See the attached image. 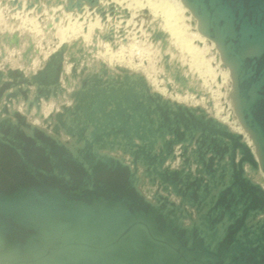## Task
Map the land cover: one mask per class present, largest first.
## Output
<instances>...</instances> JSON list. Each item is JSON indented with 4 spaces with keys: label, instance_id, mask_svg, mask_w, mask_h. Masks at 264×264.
<instances>
[{
    "label": "water",
    "instance_id": "95a60500",
    "mask_svg": "<svg viewBox=\"0 0 264 264\" xmlns=\"http://www.w3.org/2000/svg\"><path fill=\"white\" fill-rule=\"evenodd\" d=\"M57 2L78 12L88 4L103 21L128 17L99 0ZM187 2L235 66L234 101L258 153L203 106L154 90L143 73L88 65L92 53L79 40L35 71L7 64L0 264H264V186L256 178L264 173V0ZM114 30L100 37L112 41ZM150 31L165 48L167 34ZM9 42L19 44L18 35ZM32 50L31 42L26 59ZM64 96L70 102L44 116L43 102Z\"/></svg>",
    "mask_w": 264,
    "mask_h": 264
},
{
    "label": "rangeland",
    "instance_id": "374dc122",
    "mask_svg": "<svg viewBox=\"0 0 264 264\" xmlns=\"http://www.w3.org/2000/svg\"><path fill=\"white\" fill-rule=\"evenodd\" d=\"M10 1L13 2L14 0ZM47 1L48 0H40L39 5L36 4L32 8H28V0H18V5H20L18 10L29 13V11H37V8L41 6L42 11L41 14H38L36 19L33 18V14H28V16L27 13H22L19 15L20 12H18L19 21H17V24H12L13 27L18 26L20 28L22 41L25 45L29 39H33L34 50L32 51H36L35 59L40 61L43 56L55 49L56 46L58 48L61 41V31L65 30L67 25L70 26V24H74L76 29L78 26L79 28L77 29V32L73 33L69 29L66 31V34L68 35L66 36L65 34V43L70 44L75 40H79V42L85 46L86 50L92 53V57L88 60V65L91 66L92 64L104 61L111 68L115 65H120L127 67L130 70L141 72L146 76L153 89L159 91L165 97L190 105H201L211 115L219 118L221 121L225 120V117H227L228 121L226 120L223 122L227 123L231 129L242 133L246 141L251 143L250 136L243 132L239 116L236 113L235 101L233 97L234 81L232 72L229 67L225 65L219 49L215 46L212 40L205 37L203 42H201L202 40H197V38H194L193 41L194 45L197 44L196 46L198 49L202 48L200 53L205 56L203 59L209 62L211 70L213 71L210 75H204L195 68L190 67V61L193 58L191 52L189 53L186 49L179 48V46L174 43V39L172 37L169 35L166 36L167 44L165 48L162 46V41L153 39L150 28L151 30L159 29L165 32V30L162 29L164 26V19L160 14L153 15L147 8L139 9V7H134V5L128 8V6H126L127 4H125L126 2H120L118 4L117 2L113 3L112 1H107L103 4V6L113 3L115 4L117 12L122 14V12L127 11L128 17L124 19L122 15H117V13L113 18L111 15L107 14L106 20L103 21L99 14L94 11L91 12L87 6L84 7L83 12H78L76 10L66 11L64 3L51 0L49 2L50 4H48ZM171 1L176 3L178 10L180 8V16H183V21L185 20V24L188 25L185 34L189 37L194 36L199 32L197 19L192 15L189 9L183 7L179 0ZM44 4H47L48 8H44ZM0 12L2 14L1 9ZM24 20L25 23L23 22ZM49 20H53L52 22L54 23V27L51 30L52 33L50 34V37H46L44 29L47 28L46 25ZM90 20L91 22L94 20L95 22L97 21L98 25L91 30L90 37L86 41L83 39V35L85 33L83 32V29H85ZM32 24L35 25L34 28ZM101 27H108V29L110 27L114 28V40H103L100 37ZM93 30H95V33H93ZM120 30H123V35L120 34ZM46 33L48 34V32ZM199 34L203 36L201 33ZM94 45L97 47L96 52H94L91 48ZM165 54L169 56L168 65L165 63ZM9 56L10 57L5 61L2 59L4 67L7 63H9V61L15 59V57L11 58V55ZM30 65H32V63ZM33 67L31 68L34 69ZM65 67L68 72L70 65H66ZM203 69H206V67ZM225 72H228V76L226 77L224 83L220 84L221 75H224L223 73ZM178 73L187 78L186 87H183L181 82L177 80L176 76ZM73 85L74 84H72V86L68 89L71 90ZM189 87L193 88L196 92L189 91ZM162 88L166 89H164L165 92ZM177 90L179 92H184L179 93ZM218 92L221 94L219 95ZM64 97L65 98L60 100L53 99L43 102L41 112L44 116H47L55 108L58 109L62 103L70 102V99L67 96ZM31 119L36 124H42V120L35 115V111L31 113ZM178 163L179 161H175L173 165L176 166ZM256 178L262 179L264 185L263 173H259ZM144 189L148 194L150 193L148 188Z\"/></svg>",
    "mask_w": 264,
    "mask_h": 264
},
{
    "label": "bare ground",
    "instance_id": "6f19581e",
    "mask_svg": "<svg viewBox=\"0 0 264 264\" xmlns=\"http://www.w3.org/2000/svg\"><path fill=\"white\" fill-rule=\"evenodd\" d=\"M51 0H48V3L50 2ZM57 1V0H56ZM107 1H112L113 3H123V2H126L125 4H127L126 6H128V8L130 6H133L134 7H139L140 8H147L148 11H150L153 15H157V14H160L163 19H164V26L162 27V29L165 30V33L167 35H169L170 37H172L174 39V43L176 45L179 46V48H182V49H186L187 51H189V53L191 52L193 58L191 59V63H190V67L192 68H195L197 71H199L201 74H204V75H210L212 74V70H211V67H210V64L208 61H205L203 58H205V56H203L200 52H201V49H198V47L196 45H194L193 41H194V38H197V40L203 42V40L205 39V37L209 38L205 33H204V30H205V23L202 19H200L199 17H197L194 13V11L192 10V8L190 7V5L188 4L187 0H179V2L183 5V7H185L186 9H189L190 12L192 13V15L197 19V27H198V30L199 32L198 33H194L195 35L192 36V37H189L187 36L185 33H186V30H187V26L185 24V20L183 21V16H180V13H179V10H178V7L176 5L175 2L171 1V0H99V3L101 5H103L105 2ZM111 3V4H113ZM40 4V0L38 2V5ZM108 4V3H107ZM115 6V4H113ZM121 5V4H120ZM85 6H88V4H85ZM84 6V7H85ZM106 6V5H105ZM127 8V7H126ZM76 9H74L73 11H75ZM84 10V8H83ZM82 10V12H83ZM90 10V9H89ZM116 10V9H115ZM77 11V10H76ZM92 12V10H90ZM117 12V11H116ZM88 13V12H87ZM86 14V13H85ZM89 16V15H88ZM21 17V16H20ZM43 17V16H42ZM2 18V14L0 12V19ZM85 18V17H84ZM96 18V17H95ZM120 19V18H119ZM118 19V20H119ZM75 20V19H74ZM96 20V19H95ZM90 20V22L88 23V25L85 27V29H83L85 32L84 35H83V39L84 40H88V38L90 37V34H91V30L95 27H97L98 25V22L96 21L95 22ZM110 20V19H109ZM128 20V19H127ZM25 23V20L23 21ZM76 22V21H75ZM126 22V21H124ZM127 23V22H126ZM69 24V23H68ZM73 24V23H72ZM120 25V24H119ZM33 28L35 27V25H33ZM78 26V25H77ZM133 27V26H132ZM79 28V26H78ZM77 28V29H78ZM141 28V27H140ZM70 30L72 33L73 32H77V29L75 28V25H71L68 26L67 25V28L63 31H61L60 33V36H61V41L59 43V45L61 46L62 44H64L66 41V37H65V34H66V31L67 30ZM125 32V31H124ZM137 32V31H136ZM199 33H201L203 36H201ZM70 34V33H69ZM68 34H66L67 36ZM166 35V36H167ZM122 36V35H121ZM76 38V37H75ZM118 39V38H117ZM210 39V38H209ZM212 40V39H210ZM215 44V46L219 49L220 53H221V56H222V59L225 63L226 66L229 67L230 71L233 73V76L235 77V66L229 62L225 56H224V52H223V48L222 46L220 45V43L216 40H212ZM68 44V43H66ZM58 45V46H59ZM59 46V47H60ZM203 47V46H202ZM57 49V46L55 47L54 51ZM120 52V51H119ZM118 54V53H117ZM120 55V54H119ZM47 56V55H46ZM45 56V57H46ZM118 56V55H117ZM122 56V55H121ZM111 57V56H110ZM113 57V56H112ZM117 58V57H116ZM120 58V57H119ZM123 58V57H122ZM114 59V58H113ZM121 59V58H120ZM117 60V59H116ZM206 69H203L205 68ZM70 70V68H69ZM133 71V70H132ZM222 73V72H221ZM216 74V73H215ZM224 75H221V83H224L226 77L228 76V72H225L223 73ZM216 76V75H215ZM219 76V75H218ZM205 80V79H204ZM216 80V79H215ZM217 81V80H216ZM75 81L73 80L72 81V84H74ZM212 84V83H211ZM216 84V83H215ZM151 85V84H150ZM163 90L165 88H162ZM166 90V89H165ZM164 90V92H165ZM178 91V90H177ZM179 92V91H178ZM184 91L182 92H179V93H183ZM212 93V92H211ZM218 94L220 95L221 93L218 92ZM236 97V96H235ZM233 103V102H232ZM234 104V103H233ZM235 109H236V113L238 114L239 116V121L241 123V126H242V130L244 133L248 134L250 136V142L248 141V143L251 145L252 144V147L254 149V151L256 153H258L257 149L255 148V145H254V136H252L250 130L244 125L241 117H240V114H239V108H238V105H237V101L235 102ZM42 111V110H41ZM227 120V117H225V120H222V121H226ZM228 121V120H227ZM36 124V123H35ZM240 131V130H239ZM263 173V172H262ZM264 175V173H263ZM264 186V185H263ZM1 259V258H0Z\"/></svg>",
    "mask_w": 264,
    "mask_h": 264
},
{
    "label": "crops",
    "instance_id": "0c3cea01",
    "mask_svg": "<svg viewBox=\"0 0 264 264\" xmlns=\"http://www.w3.org/2000/svg\"><path fill=\"white\" fill-rule=\"evenodd\" d=\"M44 8H48L47 4H44ZM0 9L2 11V18L0 20V37H1V41H0V68H4L3 64L4 62H2V59H4L3 61L7 60L11 55L12 57H15V59H12V61H9V63H7L8 65H10L13 68H21L23 70H25L26 73L31 72V71H35L38 68L41 67L42 63L44 62V60L48 57V55L53 52V50L51 52H49L47 54V56H41V60L39 61L38 59H35L36 57V51H30L27 55V59L24 57V54L27 51V48L29 47L30 43H34L33 39H29V41L25 43L22 41V36H21V32H20V28L17 27H13L12 24H17V21H19V15H21L22 13H27V12H23L22 10H18L19 7L18 5H14L12 4V2L10 0H0ZM18 12L19 15H18ZM33 14V18L36 19L38 14H41L38 11H29V13H27V15ZM28 15V16H29ZM18 16V17H17ZM17 17V18H16ZM16 21V22H15ZM53 20H49L47 23V28H45V34L46 37H50V34L52 33V28L53 26ZM6 25V27H5ZM8 25V26H7ZM108 30V27H101L100 28V32L104 33ZM95 30H93V33ZM48 32V34L46 33ZM17 34L19 37V44H11L9 41H11V39L13 38V35ZM23 45H22V43ZM44 42V41H42ZM8 56V57H7ZM29 58V60H28ZM16 61V62H15ZM32 63V65H30ZM34 65V67H33ZM6 66V65H5ZM33 67L34 69H32L31 67ZM30 68V69H29ZM31 70V71H29Z\"/></svg>",
    "mask_w": 264,
    "mask_h": 264
},
{
    "label": "built area",
    "instance_id": "2783aa9c",
    "mask_svg": "<svg viewBox=\"0 0 264 264\" xmlns=\"http://www.w3.org/2000/svg\"><path fill=\"white\" fill-rule=\"evenodd\" d=\"M219 119V118H218Z\"/></svg>",
    "mask_w": 264,
    "mask_h": 264
}]
</instances>
